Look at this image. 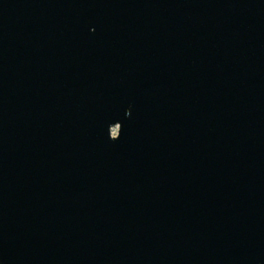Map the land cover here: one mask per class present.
<instances>
[{
	"label": "water",
	"instance_id": "water-1",
	"mask_svg": "<svg viewBox=\"0 0 264 264\" xmlns=\"http://www.w3.org/2000/svg\"><path fill=\"white\" fill-rule=\"evenodd\" d=\"M0 264H264V0H0Z\"/></svg>",
	"mask_w": 264,
	"mask_h": 264
},
{
	"label": "rangeland",
	"instance_id": "rangeland-1",
	"mask_svg": "<svg viewBox=\"0 0 264 264\" xmlns=\"http://www.w3.org/2000/svg\"><path fill=\"white\" fill-rule=\"evenodd\" d=\"M116 130H117V128H116V127H114V128L112 129V133H115V132H116Z\"/></svg>",
	"mask_w": 264,
	"mask_h": 264
}]
</instances>
